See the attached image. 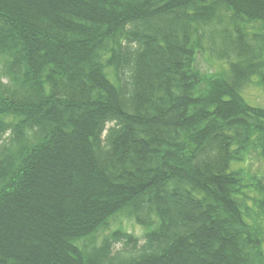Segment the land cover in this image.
Returning a JSON list of instances; mask_svg holds the SVG:
<instances>
[{
  "label": "trees",
  "instance_id": "trees-1",
  "mask_svg": "<svg viewBox=\"0 0 264 264\" xmlns=\"http://www.w3.org/2000/svg\"><path fill=\"white\" fill-rule=\"evenodd\" d=\"M254 78L264 0H0V264H264Z\"/></svg>",
  "mask_w": 264,
  "mask_h": 264
},
{
  "label": "rangeland",
  "instance_id": "rangeland-1",
  "mask_svg": "<svg viewBox=\"0 0 264 264\" xmlns=\"http://www.w3.org/2000/svg\"><path fill=\"white\" fill-rule=\"evenodd\" d=\"M254 28H258L255 24ZM215 57L206 50L204 53H200L197 59L198 67L206 73H215L228 69L226 62H219L214 59ZM7 79H4L6 82ZM248 103L254 106L264 108V84H261L258 78H254L253 82L243 92ZM5 140L9 139V134L4 136ZM250 161L249 168L252 172H260L264 169V158L256 156ZM117 229L126 231L128 234L133 235L138 242V247L145 245V234L146 230L142 225L137 224L135 221L128 220L125 218L116 219L112 222V225L103 230L97 237H92L89 242L92 247L99 246L103 241L104 237L111 234L112 231ZM135 252L134 244L130 243L127 238H123L121 241H115L112 245V255L114 256H127Z\"/></svg>",
  "mask_w": 264,
  "mask_h": 264
}]
</instances>
